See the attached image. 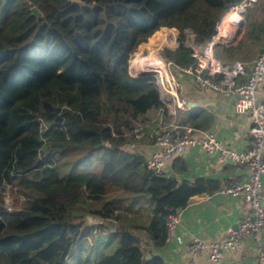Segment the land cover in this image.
<instances>
[{
  "label": "trees",
  "instance_id": "16d2710c",
  "mask_svg": "<svg viewBox=\"0 0 264 264\" xmlns=\"http://www.w3.org/2000/svg\"><path fill=\"white\" fill-rule=\"evenodd\" d=\"M80 1L0 0V194L24 195L12 210L0 203V264H165L143 241L163 246L168 216L219 186L154 174L128 147L162 107L129 60L162 27L205 43L242 0ZM251 32L264 39V27ZM219 48L236 59L238 45ZM165 56L192 62L183 45ZM88 215L116 226L84 225Z\"/></svg>",
  "mask_w": 264,
  "mask_h": 264
},
{
  "label": "built area",
  "instance_id": "2783aa9c",
  "mask_svg": "<svg viewBox=\"0 0 264 264\" xmlns=\"http://www.w3.org/2000/svg\"><path fill=\"white\" fill-rule=\"evenodd\" d=\"M252 1L242 0L230 7V10H239L241 14ZM161 31H165L162 37L170 44L168 46L170 49L174 50L179 45L188 48L192 62L180 66L156 53L150 56L155 61L147 62L139 70L129 64L128 69L132 76L143 72L151 74L150 77L158 88L162 103V107L157 110L151 121L137 126L129 133L136 141L144 138L155 147L145 159L147 168L154 174L166 175L169 160L195 146L201 147L207 153H216L221 162L230 160L248 168V180L234 182L221 189L222 193L241 196L249 205L248 214L237 222L235 228H227L221 241L206 243L197 238L191 240L187 246L189 257L183 264H199L196 257L200 252H207L208 258L215 262L221 258L224 250L239 248L249 234L257 238L259 232H264V204L260 200L261 176L264 175V101L257 99L258 88L264 80V49L248 67L246 62L239 60L224 62L215 55L218 45L234 42L241 30L235 37L226 41L220 33L218 22L215 34L205 43H197L189 29L185 30L183 40H180L179 31L174 27H162L157 32ZM179 76L189 77L197 89L227 92L233 96L234 111L247 115L251 122L249 134L252 141L249 149L235 151L212 133L195 128L182 120L180 114L188 106L186 98L181 95L182 84ZM135 146V142L128 145L130 149ZM91 220L93 222L90 225L102 224V219L97 217L92 216ZM177 221L178 212L168 216L166 222L168 233ZM259 251L260 263L264 264L263 251L261 248Z\"/></svg>",
  "mask_w": 264,
  "mask_h": 264
},
{
  "label": "crops",
  "instance_id": "0c3cea01",
  "mask_svg": "<svg viewBox=\"0 0 264 264\" xmlns=\"http://www.w3.org/2000/svg\"><path fill=\"white\" fill-rule=\"evenodd\" d=\"M262 37L263 35L256 38L241 35L234 42L224 45L225 47L238 45L240 48L244 43L254 47V53L245 59L249 67L264 49ZM216 54L222 55L220 51L217 53V50ZM239 59L236 55V59L232 61ZM179 79L182 84L181 95L186 98L188 106L180 114L185 123L193 126L190 123L193 122L198 125L195 128L212 133L235 151H245L251 147L252 138L249 134L251 122L247 115L234 111L233 96L230 93L211 89L200 90L192 85L189 77L179 76ZM257 99L264 101V80L258 88ZM135 145L134 149L145 159L155 150V147L144 138L137 140ZM166 175L178 183H192L197 178L211 180L215 181L219 188L212 192L192 195L188 199L187 204L178 211V221L168 233L163 246H152L148 239L143 241L142 247L145 251H151L153 255L161 257L165 264H183L189 257L187 246L195 238L206 243L223 240L227 228L234 227L249 212V205L241 196L221 192L222 188L234 182L248 180L249 170L244 165L230 160L221 162L216 153H207L201 147L195 146L169 160ZM261 181L260 200L264 204V175L261 176ZM260 248L264 257L263 231L259 232L257 238L252 234L246 236L237 249L224 250L218 261H211L207 252H200L196 258L199 264H263L259 260Z\"/></svg>",
  "mask_w": 264,
  "mask_h": 264
},
{
  "label": "rangeland",
  "instance_id": "374dc122",
  "mask_svg": "<svg viewBox=\"0 0 264 264\" xmlns=\"http://www.w3.org/2000/svg\"><path fill=\"white\" fill-rule=\"evenodd\" d=\"M229 11L230 9L226 13H228ZM240 15L242 17V26H241L240 34L242 35V37H247L249 33H252L251 30L253 27H256L257 29V28H260V26L264 24V0H253L249 5H247L244 8V11ZM262 27H264V25ZM164 34H165V31H161L159 33L156 31L153 36L149 37L145 42H142L132 54V57L129 60V64L131 63L130 61L136 57H144V56L149 57L156 53L166 58L165 55H166L167 50H172V49L168 47L170 44L166 42L165 40L159 43V40L162 38ZM253 34H257V31H255ZM224 44H220L216 47L215 49L216 56H217L216 50L218 53V51H220L219 46H225ZM220 53H223V52H220ZM252 53H254V47L243 43V46H240V48L237 50L236 55L237 57L240 58L239 61L248 63L245 59L248 58V55L250 54L252 55ZM231 61H226V62H231ZM154 116L155 115L153 113H150L148 115V119L150 117V119L152 120ZM23 201H24V195L18 187L11 186V185L4 186L0 194L1 204H3L9 210H12L13 208L17 206H20V204ZM91 217L92 216L90 215L86 216L83 219V224L86 225V224H90L91 222H93L91 220Z\"/></svg>",
  "mask_w": 264,
  "mask_h": 264
},
{
  "label": "bare ground",
  "instance_id": "6f19581e",
  "mask_svg": "<svg viewBox=\"0 0 264 264\" xmlns=\"http://www.w3.org/2000/svg\"><path fill=\"white\" fill-rule=\"evenodd\" d=\"M242 26V17L240 15V11L233 9L230 10L228 13L222 16L221 22L219 23V30L220 33L223 35V38L225 40H228L232 37H235L239 33V30H241ZM163 41V37L159 40V43ZM155 59L153 57H136L133 60H131L130 65L134 66L139 70L140 68H143L144 64L152 63Z\"/></svg>",
  "mask_w": 264,
  "mask_h": 264
},
{
  "label": "water",
  "instance_id": "95a60500",
  "mask_svg": "<svg viewBox=\"0 0 264 264\" xmlns=\"http://www.w3.org/2000/svg\"><path fill=\"white\" fill-rule=\"evenodd\" d=\"M68 1L71 3H74V4H80L81 3L80 0H68ZM31 11L36 17H38V18L42 17V13L39 11V9L37 7L33 6L31 8ZM150 75H151L150 73L143 72V73H141L137 76H134V77H148ZM102 223L107 224L111 231H113L115 226H116V222L114 220H102ZM235 227H236V225L234 226V228ZM146 257L149 258L150 254H147Z\"/></svg>",
  "mask_w": 264,
  "mask_h": 264
}]
</instances>
